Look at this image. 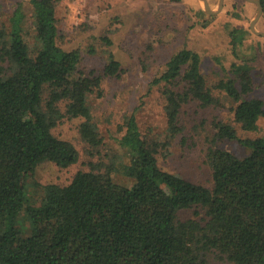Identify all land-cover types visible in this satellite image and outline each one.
<instances>
[{"label": "trees", "instance_id": "1", "mask_svg": "<svg viewBox=\"0 0 264 264\" xmlns=\"http://www.w3.org/2000/svg\"><path fill=\"white\" fill-rule=\"evenodd\" d=\"M59 0H30L35 46L22 31L20 4L0 26V264H210L216 254L231 264H264V101L248 97L250 66L233 62L234 78L212 85L234 101L233 121L246 131L241 138L228 122H217L215 139L237 140L249 148L239 157L214 146L206 157L212 185L206 187L162 169L156 158L180 132L179 109L189 97L203 105L220 103L206 85L197 52L181 48L151 83L162 85L165 133L160 141L142 134L134 113L124 120L118 145L128 154L123 174L129 184L105 172L78 171L66 185L41 186L38 202L30 193L37 165L52 161L67 167L78 160L75 146L51 129L65 114L82 117L83 140L97 146L101 136L92 121L88 94L99 90L100 75L80 68L77 49L57 42L55 7ZM264 17V0H259ZM239 30L229 31L235 50ZM120 63L109 56L103 74ZM185 81L183 90L172 88ZM47 90V92H45ZM153 137V138H152ZM201 207L204 216L181 220L182 209ZM199 214L198 211L194 212Z\"/></svg>", "mask_w": 264, "mask_h": 264}, {"label": "rangeland", "instance_id": "2", "mask_svg": "<svg viewBox=\"0 0 264 264\" xmlns=\"http://www.w3.org/2000/svg\"><path fill=\"white\" fill-rule=\"evenodd\" d=\"M210 10L204 11L201 0H59L55 7L57 42L66 49L80 53V68L85 73L100 75V88L87 96L92 121L101 136L97 146L82 139L79 125L82 117L69 118L65 114V101L57 103L61 117L51 129L61 139L70 141L78 151V160L67 167L52 161L39 163L34 172L38 186L30 193L36 202L41 186L48 183L68 184L78 171L105 172L119 183L129 184L123 174L128 154L118 145L126 117L134 113L142 134H152L160 141L165 133L164 97L162 85L151 83L164 69L169 57L181 48L198 53L200 71L206 85L212 88L219 79L234 78L230 70L233 62H247L253 81L248 97L264 101V36L250 27L257 12V4L248 0H206ZM20 4L24 13L23 36L29 48L35 46V25L30 0H0V26H9L12 11ZM239 30L236 39L240 46L232 49L229 31ZM253 28L264 33V17L253 22ZM112 56L120 63L114 75L103 74V65ZM185 81L172 88L183 90ZM47 92V90H45ZM220 103L203 105L195 98L182 103L178 122L180 132L167 147H159L158 165L192 182L211 187V168L207 161L209 148L218 146L239 157L249 148L237 140L215 139L216 123L228 122L241 138H252L259 131H246L233 121L234 101L223 91L212 88ZM152 137V138H153ZM198 211L199 214L194 212ZM201 207L182 209L181 220L204 216ZM210 264H231L209 253Z\"/></svg>", "mask_w": 264, "mask_h": 264}, {"label": "water", "instance_id": "3", "mask_svg": "<svg viewBox=\"0 0 264 264\" xmlns=\"http://www.w3.org/2000/svg\"><path fill=\"white\" fill-rule=\"evenodd\" d=\"M223 0H218V4H217V9L219 7H221V3H222ZM248 1H251V2H255L257 4V12L256 14L254 15V17L252 18L251 22H250V27L251 29L256 32L257 34H261L264 36V33L263 32H260V31H257L253 28V22L259 17L262 15V6L260 4V1L259 0H248ZM201 2L203 3V6H204V11L208 14V15H211V14H214L216 12V10H210L208 8V4H207V1L206 0H201Z\"/></svg>", "mask_w": 264, "mask_h": 264}]
</instances>
